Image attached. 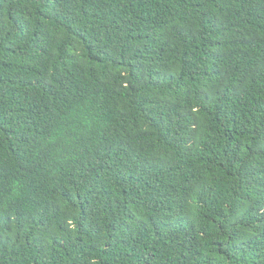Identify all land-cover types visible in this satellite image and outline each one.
Listing matches in <instances>:
<instances>
[{
  "label": "trees",
  "instance_id": "16d2710c",
  "mask_svg": "<svg viewBox=\"0 0 264 264\" xmlns=\"http://www.w3.org/2000/svg\"><path fill=\"white\" fill-rule=\"evenodd\" d=\"M0 264H264V0H0Z\"/></svg>",
  "mask_w": 264,
  "mask_h": 264
}]
</instances>
